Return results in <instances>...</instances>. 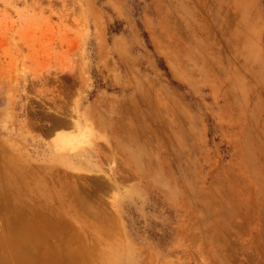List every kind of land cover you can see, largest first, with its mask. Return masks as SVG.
<instances>
[{
	"label": "rangeland",
	"instance_id": "1",
	"mask_svg": "<svg viewBox=\"0 0 264 264\" xmlns=\"http://www.w3.org/2000/svg\"><path fill=\"white\" fill-rule=\"evenodd\" d=\"M8 257L264 264V0H0Z\"/></svg>",
	"mask_w": 264,
	"mask_h": 264
},
{
	"label": "bare ground",
	"instance_id": "2",
	"mask_svg": "<svg viewBox=\"0 0 264 264\" xmlns=\"http://www.w3.org/2000/svg\"><path fill=\"white\" fill-rule=\"evenodd\" d=\"M77 122V121H76ZM65 123H67L66 121H61L60 123H58V124H60L59 125V127H62V126H66V125H64ZM104 123H106V122H104ZM103 123V124H104ZM71 124V123H70ZM76 124H78V123H76ZM68 125H69V123H68ZM67 125V126H68ZM71 125H73V124H71ZM58 126V125H57ZM56 126V127H57ZM76 126H78V125H76ZM70 127V126H69ZM54 128V127H53ZM66 128V127H65ZM77 128V127H76ZM85 129V128H84ZM88 129V128H87ZM76 131V130H75ZM86 131V130H85ZM92 131V130H91ZM83 133H85L84 131H83ZM91 133V132H90ZM87 135V134H86ZM88 135H90L89 133H88ZM81 136V135H80ZM71 137V136H70ZM62 137V140H67L69 143H68V145H71L72 146V148H74L75 149V146H78V145H76V143H75V140L76 139H74L75 137ZM82 137H84L83 136V134H82V136H81V139H84V138H82ZM88 137V136H87ZM86 139V138H85ZM78 140V139H77ZM63 143V145H62V147H64L65 145H67V144H64V142H62ZM61 143V144H62ZM78 143V142H77ZM57 145L58 146H61L60 145V143L59 142H57ZM67 145V146H68ZM82 145V144H81ZM70 146V147H71ZM132 149V148H131ZM76 150V149H75ZM131 154V153H130ZM133 156V155H132ZM134 157V156H133ZM135 159H137L136 157H135ZM135 162H137L136 160H135ZM139 163V162H138ZM138 165V164H137ZM139 167V166H138ZM12 170H11V172H9V175H11L12 173H15V171L16 170H18V169H20L21 170V168H19V165L17 164V162H15V164L14 165H12ZM22 171V170H21ZM49 179V178H48ZM46 181H47V179H45L44 177H42V195H46V192H45V189L47 188V183H46ZM44 186H46V187H44ZM70 193V192H69ZM73 195H75V197L77 196L76 195V193H75V191L74 192H71ZM75 193V194H74ZM57 195V192H54V193H51L50 194V197H54V196H56ZM47 196V195H46ZM48 197V196H47ZM49 198V197H48ZM86 210V209H85ZM87 212V211H86ZM86 215V214H85ZM118 218V217H117ZM115 222V221H114ZM120 222V221H119ZM110 225V224H109ZM104 226H106V225H104ZM111 226V225H110ZM24 227V226H23ZM27 227V226H26ZM118 227H119V224H118ZM26 229V228H25ZM22 231H20L19 233H21ZM24 233L26 234L25 236H28V234L26 233V231L25 232H23V233H21L22 235H24ZM47 233V232H46ZM15 235V234H14ZM44 235V234H43ZM18 236V235H17ZM50 236V235H49ZM59 236V235H58ZM52 237V236H51ZM55 237H56V235H55ZM14 238H15V236H14ZM20 238H22V237H20ZM33 238V237H32ZM35 238V237H34ZM11 240H12V238H11ZM16 240H18V239H16ZM16 240H14L15 241V243H16ZM51 240V239H50ZM27 241V240H26ZM11 242H13V241H10L8 238H6L5 239V242L1 245V247H3V248H5V249H9L12 245V243ZM14 243V242H13ZM48 243V242H47ZM24 245V244H23ZM14 246V245H13ZM25 246V245H24ZM96 246V245H95ZM98 246V245H97ZM18 250V249H17ZM16 254H17V252H15ZM16 256V255H15ZM0 260H1V262L3 263V264H11L12 263V259H10V257H8V258H6V259H2V258H0Z\"/></svg>",
	"mask_w": 264,
	"mask_h": 264
}]
</instances>
